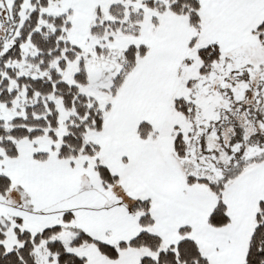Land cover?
Instances as JSON below:
<instances>
[{
  "label": "snow or ice",
  "instance_id": "6c2138e0",
  "mask_svg": "<svg viewBox=\"0 0 264 264\" xmlns=\"http://www.w3.org/2000/svg\"><path fill=\"white\" fill-rule=\"evenodd\" d=\"M0 264H264V0H0Z\"/></svg>",
  "mask_w": 264,
  "mask_h": 264
}]
</instances>
